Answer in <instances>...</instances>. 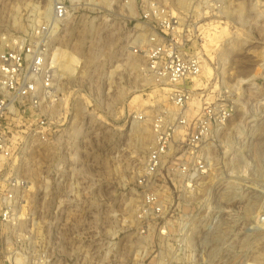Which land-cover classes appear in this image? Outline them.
Masks as SVG:
<instances>
[{
    "label": "built area",
    "instance_id": "obj_1",
    "mask_svg": "<svg viewBox=\"0 0 264 264\" xmlns=\"http://www.w3.org/2000/svg\"><path fill=\"white\" fill-rule=\"evenodd\" d=\"M133 1L140 2L141 9L134 19L140 28L132 46L142 59L139 74L167 90L163 103L133 115L150 131L136 179L141 190L136 231L142 239H156L150 251L156 264H174L170 258L210 257L212 251L190 244L188 224L168 215L174 211L172 193L193 191L207 174V149L234 113L228 88L208 97L200 81L203 59L187 46V35L203 39L206 28L201 21L219 16L224 0H189L186 10L175 0ZM50 5L47 19L22 36L4 39L0 50V264H96L94 259L109 258L115 245L113 239L107 241V252L98 257L94 153L82 164L71 150L83 141L77 135L92 128L86 117L94 111V78L87 62L93 38L85 42L79 36L83 44L68 45L78 57L71 74L61 69L57 57L68 25L74 26L79 15L93 22L94 10L83 14L81 4L74 8L69 0H50ZM86 43L88 52L81 47ZM82 104L85 116L80 118ZM38 143L50 157L43 165L41 184L33 185L16 167L28 145ZM37 199L41 216L34 211Z\"/></svg>",
    "mask_w": 264,
    "mask_h": 264
},
{
    "label": "rangeland",
    "instance_id": "obj_2",
    "mask_svg": "<svg viewBox=\"0 0 264 264\" xmlns=\"http://www.w3.org/2000/svg\"><path fill=\"white\" fill-rule=\"evenodd\" d=\"M48 1L0 0V38L9 41L43 22V17H37V7L42 11ZM88 1L80 0L81 13L94 10V21L79 15L74 26L68 25L62 42L78 48L79 36L85 42L90 37L94 41L87 58L94 78V111L86 117L92 128L78 134L83 141L71 148L82 164L87 154L94 153V245L98 257L107 252V241L115 242L109 258L94 262L156 264L150 251L157 241L140 238L135 221L141 201L136 179L143 160L134 157V145L141 134L147 147L150 131L137 121L131 128L129 116L163 103L167 90L138 71L142 59L132 46L140 28L134 20L140 2L95 0L92 6ZM190 5L187 0L184 7L176 6L186 10ZM222 5L219 16L201 21L206 28L203 39L187 35V46L203 59L200 81L208 97L228 88L234 113L207 149V174L193 191L172 193L174 211L168 215L188 224L195 249L214 254L167 259L174 264H193V260L194 264L202 260L209 264H264V0H224ZM81 47L88 52L90 46ZM192 106L199 110L197 99ZM77 116H85L84 104ZM87 132L90 142L85 141ZM49 157L44 145H28L16 170L33 185H40ZM36 202L34 211L41 216V200Z\"/></svg>",
    "mask_w": 264,
    "mask_h": 264
},
{
    "label": "bare ground",
    "instance_id": "obj_3",
    "mask_svg": "<svg viewBox=\"0 0 264 264\" xmlns=\"http://www.w3.org/2000/svg\"><path fill=\"white\" fill-rule=\"evenodd\" d=\"M70 1H71L72 5L74 6V8H76L77 5L80 4L79 3L80 0H70ZM94 1L95 0H89L88 3H87V5L94 6L95 5L94 4ZM186 2H187V0H175V3H176L177 6H183V5L186 4ZM44 7H43V10L42 11L39 9V7H37V17H39V18L40 17H43V19H47L48 16H49V14H50V10H51L50 2L48 1L47 5H45ZM4 39L3 38H0V48H2L3 45H4V43H5ZM78 41H79V39H78ZM134 42L135 41H133V43ZM81 44H83V42H81ZM57 57H58V59L60 61V67H61V69L65 73L71 74L73 72V69L75 68V65L77 63V58L78 57L73 52H71L70 50H68V45H66V42H65V45H63V48H60L58 50ZM91 60H94V57L93 56H92ZM135 125H136V120H134V118H133V120L131 122V128H134ZM145 142H146V137H144L143 135L139 134L137 136L136 143L134 145V147H135V149H134V155L135 156L134 157L137 160H141V161L143 160L142 159L143 158L142 153L147 149V147L145 146Z\"/></svg>",
    "mask_w": 264,
    "mask_h": 264
}]
</instances>
